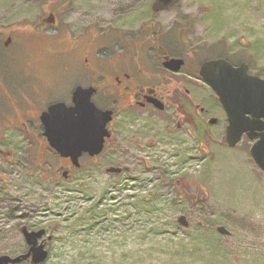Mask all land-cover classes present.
Wrapping results in <instances>:
<instances>
[{
	"label": "rangeland",
	"instance_id": "rangeland-1",
	"mask_svg": "<svg viewBox=\"0 0 264 264\" xmlns=\"http://www.w3.org/2000/svg\"><path fill=\"white\" fill-rule=\"evenodd\" d=\"M153 2L0 0V29L17 33L13 47L0 49V65L14 66L17 75H41L51 92L67 97L79 80L81 58L78 51L59 59L50 53L72 49L44 35L49 23L42 21L55 15L72 36L97 26L99 47L117 42L121 32L137 38L152 26L167 39L180 33V54L198 51L194 59L200 61L221 53L236 63L249 59L251 73L264 77V0H180L160 11ZM205 92L214 105L213 93ZM210 131L207 152L196 143L182 145L186 136L162 134L157 147L144 138L141 148L84 158L69 179L62 178L53 152L49 180L33 169L28 175L31 167L12 166L13 172L0 163L7 179L0 182V256L26 249L20 227L27 223L52 236L41 264H264V172L250 154L252 141L245 135L230 147L221 126ZM116 162L131 164L130 173H107ZM180 215L188 226L178 223ZM218 226L229 234L218 233Z\"/></svg>",
	"mask_w": 264,
	"mask_h": 264
},
{
	"label": "flooded vegetation",
	"instance_id": "flooded-vegetation-1",
	"mask_svg": "<svg viewBox=\"0 0 264 264\" xmlns=\"http://www.w3.org/2000/svg\"><path fill=\"white\" fill-rule=\"evenodd\" d=\"M43 22L49 23L44 35L49 38H52L49 34L57 37L53 40L57 43L55 46L69 43L72 47L71 51L50 52L57 56L54 59L64 58L62 56L72 51L79 52L81 58L77 67L79 80L67 97H58L57 92L50 91L52 88L49 85L44 86L45 77L42 79L41 75L29 71L17 75L13 71L14 66L0 65L1 164L10 165L11 168L18 165L31 167L28 175H32L35 170L40 172V180H49V153L53 152L59 157L62 178L69 179L74 170L83 166L84 158L98 159L105 152L121 146L125 151H129L131 146L141 148L145 143L157 147L163 142L160 141L162 134L186 136L180 139L181 142L184 141L182 145L187 146L189 143L194 146L196 143L197 147L207 152L211 138L210 129L221 126L224 142L228 145L229 122L225 108L217 93L203 79L201 69L204 62L226 59L235 67L245 62L251 70L249 59L236 63L231 57L221 53L203 61L195 60L198 51L193 50V54L188 52L186 55L179 53L185 51L184 39L177 37L179 34L173 32L175 37L167 39L160 29L154 26L152 31L140 30L137 38H130V34L121 32L120 36H116L117 42L99 47L98 27L95 25L90 26L94 28L91 31L85 29L77 36H72L64 20L51 17L43 20L41 25H44ZM108 31L109 28L105 33ZM149 33H152L153 37L156 35L155 39L147 37ZM19 34L23 36V33ZM16 35L17 33H13L12 30L5 33L0 29V49L13 47L17 40ZM173 45L179 49H171ZM115 46H119L118 51ZM102 51H108V55H100ZM173 59L183 60V64L174 69L173 64L167 65ZM78 87L92 90L91 101L101 110L110 111L111 120L107 124L109 137L105 139L103 151L94 156L84 153L79 158V166H76L71 158L62 157L51 147L45 135L42 115L55 103L73 105V96ZM205 90L213 93L214 105L207 101ZM214 110H217V113H214ZM144 138H148V141ZM250 140L253 145L257 139ZM144 141L145 143H142ZM143 162L147 164L146 161ZM114 167L122 170L108 172V169ZM105 171L120 176L122 173H130L131 164L121 166L116 162L115 166L107 167ZM6 181L7 179L0 175V182ZM24 229L32 232L44 228L22 224L20 230L26 249L16 255H3L17 257L28 252L29 245L25 239ZM47 235L48 232L43 238ZM27 263L32 264L31 258L19 264Z\"/></svg>",
	"mask_w": 264,
	"mask_h": 264
},
{
	"label": "water",
	"instance_id": "water-1",
	"mask_svg": "<svg viewBox=\"0 0 264 264\" xmlns=\"http://www.w3.org/2000/svg\"><path fill=\"white\" fill-rule=\"evenodd\" d=\"M178 1L154 0L152 9H170ZM169 64L178 69L183 60L173 59ZM201 75L217 93L225 108L229 122L228 145L235 147L244 134L252 140L257 139L250 153L264 172V78L251 74L245 62L235 67L226 59L204 62ZM91 93L92 90L78 87L73 96V105L55 103L42 115L45 135L51 147L62 157L71 158L76 166H79V158L84 153L91 156L100 154L106 137H109L107 124L111 120V112L98 108L91 101ZM121 170L114 167L108 172ZM177 221L182 226L189 224L184 215H180ZM216 230L220 234H229L224 226H218ZM24 234L29 245L28 252L17 257L1 255L0 264H19L30 258L32 264H41L48 259L46 242L52 240V236L43 238L45 229L32 232L24 229Z\"/></svg>",
	"mask_w": 264,
	"mask_h": 264
},
{
	"label": "trees",
	"instance_id": "trees-1",
	"mask_svg": "<svg viewBox=\"0 0 264 264\" xmlns=\"http://www.w3.org/2000/svg\"><path fill=\"white\" fill-rule=\"evenodd\" d=\"M177 34H180V33H177ZM49 36L52 37V38H54V37H53L54 35H52V34H49ZM179 43H180V42H179ZM55 176H56V175H55ZM56 178L58 179L57 176H56ZM52 180H54V179H52ZM145 202H146V203L149 202L148 199H146Z\"/></svg>",
	"mask_w": 264,
	"mask_h": 264
}]
</instances>
